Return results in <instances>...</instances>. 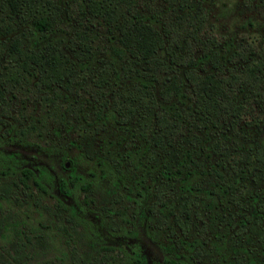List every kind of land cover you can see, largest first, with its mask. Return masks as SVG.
I'll return each mask as SVG.
<instances>
[{
  "label": "rangeland",
  "instance_id": "1",
  "mask_svg": "<svg viewBox=\"0 0 264 264\" xmlns=\"http://www.w3.org/2000/svg\"><path fill=\"white\" fill-rule=\"evenodd\" d=\"M31 1L20 0L24 18L15 32L27 34L28 13L33 9L59 13L75 28L82 21L79 5L92 2L100 26L107 21L116 33H130L114 24L122 13L117 0H37L36 6ZM154 2L160 5L161 0ZM184 4L201 19L198 36L190 38L187 47L180 42L183 32L173 30L164 44L181 54L175 58L185 76L189 132L169 123L161 127L165 121L156 116L171 97L167 84L158 78L160 68L140 56H129L123 63L130 76L120 81L123 100L130 107L127 120L134 127L130 139L120 140V128L91 120L89 111V121H79L81 108L86 107L79 95L92 96L97 88L90 70L83 72L79 90L72 87L77 89L71 90L69 100L59 94L54 103H43L28 82L11 86L0 96V159L11 166L0 175V264H169L165 258L178 264H247L248 260V264H264V0H186ZM6 10L5 0H0V75L15 62L7 61L4 50L14 33L5 29L15 25ZM173 18L170 12L167 19ZM161 25L155 24L158 32ZM170 28L176 26L171 23ZM143 33L133 31L128 38ZM87 46L98 55L95 40ZM231 46L239 53L219 67H212L209 59L193 70L183 65L184 55L195 57L208 47ZM156 53L162 59L169 57L162 48ZM138 78L154 80L146 89ZM60 111L66 113L67 125L54 120ZM233 115L244 121L245 149L221 141L213 132L216 123L226 125ZM151 130L158 132L153 141L138 140L146 139ZM169 136L172 146L166 149L159 137ZM145 143L144 159L151 170L139 180V171L121 152ZM184 147L198 154L194 172L186 178L164 172L163 161ZM22 165L40 167L43 190L32 182L30 188L18 182ZM239 169L247 173L235 182ZM72 176L81 178L63 193L61 179ZM80 181L87 187L81 188ZM228 181L235 188L223 192L219 183ZM186 182L196 185L191 193L184 189ZM164 200L174 205L169 217L160 212Z\"/></svg>",
  "mask_w": 264,
  "mask_h": 264
},
{
  "label": "trees",
  "instance_id": "2",
  "mask_svg": "<svg viewBox=\"0 0 264 264\" xmlns=\"http://www.w3.org/2000/svg\"><path fill=\"white\" fill-rule=\"evenodd\" d=\"M175 1L178 3L177 7L174 8L173 3ZM31 2L33 6H36L39 1L33 0ZM117 2L122 13L114 21L116 29H128L130 33L143 30L142 35L132 34L128 38L130 33H116L107 27L108 24L112 25L107 21L100 26L101 18L97 16L92 2L79 5L82 21L75 28H73L71 19L65 18L63 20L59 13L37 12L33 9L30 11L31 13H28L27 34L20 31L15 32L17 22L24 18L23 8L20 0H5L7 5L5 14L13 19L15 25H10L5 29V33L13 31L14 33L5 42L4 50L8 57L7 61L13 58L15 62L10 64L11 68L8 67V72L2 71L0 75V96L10 90L11 86L19 87L28 82V85L32 86L33 92L38 94L43 103H54L55 98H57L56 95L59 94H63L64 99L69 100L71 90L81 88L80 85L84 81L83 72L90 70L92 76L96 78L94 84L97 88L92 96L79 95L78 100L84 101L86 104L85 108H81L79 121L83 124L88 122L89 115L87 114L89 111L91 120L103 125H116L117 128H120L122 131L120 140L130 139L134 136V127L127 120L130 107L123 100L120 81L125 79L124 77L130 76L127 74V70L123 68V63L127 61L129 56H140L150 66L157 65L160 68L158 78H161L163 85L167 84L166 92L171 97L162 104V110L156 116L160 121H165L161 127L163 128L164 124L169 123L173 129L181 128L189 132L190 126L185 112L188 105V97L185 93V76L178 71L179 61L175 58V56L180 58L181 54L167 48L164 42L168 41L170 36L172 37L173 30L182 31L180 42H184L189 47L190 38L198 36L197 30L201 19L198 14L193 15L192 12H188L190 11L189 6H184L186 0L163 1L167 2V6L163 5L162 0L160 5H156L154 0H117ZM111 8L108 9L113 12ZM170 12H173L174 18L168 20ZM161 16H165L166 19L160 21ZM171 23L176 28H170ZM89 24L90 27H88ZM155 24H162L160 32L156 30L158 28ZM103 25H106V29ZM183 34H187V37H183ZM93 40L96 41L98 55L91 54L87 50V44ZM157 48L164 49L169 57L167 59L159 57L156 53ZM238 53L239 50L232 46L231 48L224 47V49L208 47L206 50H201L195 57L184 55L187 60L183 61V65L190 66V70H193V66L209 59L212 61V67H219L220 64L227 63ZM139 75L136 76L139 77ZM143 79L138 78L139 82H142V86L148 89L152 85L149 82L154 79ZM99 81L101 82L98 83ZM73 86L77 88H72ZM53 94L54 96H51ZM71 99L73 100V98ZM85 110L87 111L85 112ZM56 117L58 118L54 119L56 122L63 126L68 124V117L65 112L60 111ZM242 121L239 115H233L226 125L216 123V131L213 132H216L221 141L236 142L239 148L245 149L242 147L243 139L241 138V132H244V121ZM157 133L151 130L146 139L140 137L138 140L149 141L150 143V140L155 139L154 136ZM159 140L161 145H166V149L171 148V136L164 140L159 137ZM140 145L138 144L133 149L126 148L121 152V156L126 159L133 170L139 171L141 176L139 180H143L151 168L144 159L148 145L146 143ZM197 155L196 151L193 154L191 149L184 147L175 153V156L173 154L170 160L163 161L162 170L186 178L195 170L194 162ZM169 161L174 162L170 163ZM19 172L18 182L22 186L30 188L27 185V180L30 178L37 189L43 188L35 169L24 166L19 169ZM244 172L247 173V171L239 169L234 174L233 180L243 177ZM76 178L78 179V177L71 179V183H74ZM80 186L84 189L87 184L80 181ZM219 187L223 192L235 188L232 181L220 182ZM195 188L196 185L193 183L186 182L184 185V189L189 193ZM160 212L169 217L174 214V205L171 201L164 200L161 203ZM133 260L138 262L140 259L133 257ZM164 261L169 264H178L174 259L165 258ZM249 262L248 260L247 264ZM41 264L50 263L43 262Z\"/></svg>",
  "mask_w": 264,
  "mask_h": 264
},
{
  "label": "flooded vegetation",
  "instance_id": "3",
  "mask_svg": "<svg viewBox=\"0 0 264 264\" xmlns=\"http://www.w3.org/2000/svg\"><path fill=\"white\" fill-rule=\"evenodd\" d=\"M3 160V159H2ZM62 165L63 167H66L67 166V161L64 160L62 162ZM31 167L32 169H35L36 171V174H37V177L39 178V181L42 183V175H41V169L40 167H38L37 165H22L21 167ZM10 165H8L5 161H2L1 162V159H0V175H6L8 170L10 169ZM19 167L18 168V175H19V169L21 168ZM6 169V170H5ZM75 177H78L79 179V176H72V177H69V179H61L60 183H59V189L63 192V193H68L70 191V189L75 186V183L77 182V178L75 179V182L74 183H71V179H74ZM17 180H18V176H17ZM29 182H32V180L29 178V180H27V185H29ZM21 184V183H20ZM32 184L34 185V183L32 182ZM30 186V185H29ZM35 186V185H34ZM40 190H43L40 189Z\"/></svg>",
  "mask_w": 264,
  "mask_h": 264
}]
</instances>
